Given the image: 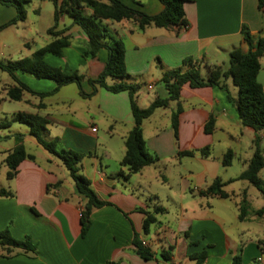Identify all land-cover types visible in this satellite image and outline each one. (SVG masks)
I'll list each match as a JSON object with an SVG mask.
<instances>
[{
	"label": "crops",
	"instance_id": "obj_1",
	"mask_svg": "<svg viewBox=\"0 0 264 264\" xmlns=\"http://www.w3.org/2000/svg\"><path fill=\"white\" fill-rule=\"evenodd\" d=\"M49 1L41 0L39 4L32 0L26 5L37 19H30L27 12L24 21L0 29V48L10 50L5 41L11 34L19 41L18 53L22 58L52 43L55 37L48 31L55 25L54 10L48 13L50 19L45 25L35 26L43 15L41 5ZM124 2L149 15L164 10L159 0ZM184 10L188 27L181 29L149 26L140 31L133 21L103 23L125 45L129 75L125 81L140 87L136 98L140 108L148 107L156 98L168 97L161 79L165 72L182 67L184 59L198 63L206 76L207 67L221 66L220 61L234 49L248 52L241 32L243 25L249 27L254 41L264 37V15L258 9V0H189ZM85 12L90 13L87 9ZM16 16L14 7L0 4V27ZM62 30H66L63 35L69 37L70 45L62 58L47 55L46 62L52 56L61 62L50 65L77 70L86 78L84 91L91 94L93 88L87 80L96 79L103 72L108 51L101 49L96 58L85 57L88 38L67 15L60 16L56 31ZM114 82L108 80L109 84ZM231 82L228 81L227 89H192L188 85L182 88L177 138L172 114L178 103L171 102L167 108L156 110L143 124V137L147 151L159 161L129 180L118 176L126 152L125 138L134 127L128 92L114 94L99 88L93 96L82 98L75 85V98L68 96L73 92L68 89L73 86L70 84L54 95L53 112H48L52 104L45 103L46 98L41 100L26 93L19 102L37 110L38 115L44 113L40 116L49 121L47 137L59 139V150L84 156L80 173L90 180L99 198L109 204L92 211L90 229L82 237L80 213L85 199L78 193L68 169L60 158L47 155L30 136L28 126L23 128L15 123L4 127L5 121L0 119V169L7 167L5 159L16 146V135L24 136L26 151L35 157V161L20 164L13 180L0 184V189L13 194L0 196V231L8 229L17 240L30 237L37 247L36 254L9 257L0 248V264H198L195 257L203 252L207 257L202 264H233L237 257L240 264H264V214H257L264 208V197L249 182L235 181L254 155L255 140H259L264 156V131L256 132L241 124L236 106L228 99V92L235 99L239 95ZM6 86L0 104L8 99L7 89L13 84ZM41 103L43 109L38 108ZM211 116L215 118V129L206 134L205 125ZM207 147L211 149L208 157L198 153L180 155ZM229 150L234 159L231 166L225 167L222 159ZM218 178L228 183L224 191L229 198L199 195ZM260 178L264 181V168ZM244 200L249 210L240 220ZM157 207L166 212L155 214L157 223L146 233L144 212L154 213ZM148 234L149 240L145 237ZM136 237L153 251L152 261L137 254ZM166 251L169 261L162 258Z\"/></svg>",
	"mask_w": 264,
	"mask_h": 264
},
{
	"label": "trees",
	"instance_id": "obj_2",
	"mask_svg": "<svg viewBox=\"0 0 264 264\" xmlns=\"http://www.w3.org/2000/svg\"><path fill=\"white\" fill-rule=\"evenodd\" d=\"M32 0H0V4L14 7L17 10V16L4 25L2 28L12 26L18 22L24 21L27 17L26 5ZM54 5L55 25L48 31L55 40L47 46L37 50L32 56L15 61H0V69L7 72L13 81V86L8 87L7 97L9 100L19 102L26 93L39 97L41 100L52 97L60 91L61 88L70 84H76L79 88L80 96L88 98L93 96L99 88L118 94L128 92L130 96L131 110L134 117V127L125 138V155L120 162V171L118 176L124 180H129L132 175L140 173L146 167L156 164L158 157L151 155L147 149L143 137V124L150 119L158 109L167 108L171 102H177L178 107L172 114V127L176 138L178 137L179 116L181 114V91L185 85L192 89L205 87H219L227 89V83L232 81L238 88L239 95L235 99L228 92V99L235 106L241 124L244 127L253 129L256 132L264 131V87L259 82L258 77L261 67V59L264 57V37L254 41L248 26H242V35L244 41L249 47L248 52H243L236 48L230 53L229 67L224 69L222 66L207 67V75H203L198 63L192 59H184L182 67L167 71L164 73L161 83L168 92L165 99L156 98L148 107L140 108L137 105V94L140 87L134 84H128L125 80L129 77L126 69V48L122 40L114 38L103 25L105 21L120 23L124 20L133 21L137 24L140 31L149 26L157 28L172 29L187 28L188 21L184 10L185 3L189 0H159L164 5V10L157 15H149L145 12L136 10L128 6L124 0H51ZM89 10L87 14L85 10ZM258 9L264 15V0H258ZM67 15L72 19L73 24L79 26L86 34L88 40L85 44V57L96 58L101 49L108 51V60L103 72L96 79L87 80L93 88L91 94H87L83 89L86 81L84 75L79 74L75 69L66 66L64 68L55 67L46 62V56L52 55L62 58L64 49L70 45V39L63 34L66 30L56 31L60 16ZM20 74L30 75L38 80H50L56 84V87L45 93L33 91L28 85L21 81ZM115 82L109 84L108 80ZM39 109L44 108L40 104ZM28 126L30 136L37 144L51 155H55L64 164L70 172L75 182L76 189L85 199L81 211V235L85 237L90 229V217L95 208H102L109 203L101 200L91 187L88 178L80 173V164L84 158L82 154L73 151L59 150V139H48L49 121L38 114L16 113L11 120L2 123L4 127H10L13 124ZM215 129V118L210 117L205 125V133L211 134ZM16 146L8 154L5 164L8 167L7 179L13 180L18 174V167L25 160L35 161V157L26 151L23 144L24 136L16 135ZM255 152L249 161L247 169L235 181H247L257 188L264 197V181L260 178V172L264 168V156L260 147L259 140L254 141ZM200 154L208 157L211 153L210 147L180 153L181 156H194ZM234 153L229 150L222 159L225 167L232 165ZM126 171H125V170ZM233 182V181H230ZM228 183L216 179L206 190L199 193L203 197H219L221 199L229 198L224 191ZM1 197H11L13 194L5 189H0ZM249 210L247 201L240 205V220H244ZM166 212L163 207H157L154 213L144 212L146 219L144 221V230L147 233L152 224L157 223L155 214ZM258 215L264 214V208L257 211ZM137 254L145 261H152L155 258L153 251L145 246L136 237L134 240ZM0 248L5 251V256L9 257L16 254H36L37 247L30 237L24 240L15 239L8 229L0 231ZM169 251L162 254L165 261L170 260ZM205 252L198 254L195 258L198 264H202L206 259ZM241 259L237 257L233 264H240ZM108 264H117L109 262Z\"/></svg>",
	"mask_w": 264,
	"mask_h": 264
},
{
	"label": "rangeland",
	"instance_id": "obj_3",
	"mask_svg": "<svg viewBox=\"0 0 264 264\" xmlns=\"http://www.w3.org/2000/svg\"><path fill=\"white\" fill-rule=\"evenodd\" d=\"M37 1H38L37 3L41 4V0H37ZM26 9H27V12L29 13L30 19H33V20L37 19V16L31 11V8L29 6H27ZM53 10H54V5L51 1H49L46 5H41V11H42L43 15L40 18L39 23H36L35 26L45 25L49 21L48 19H50V17L48 16V13L50 15L53 12ZM38 41L40 42L39 44L41 45V39L40 38H38ZM5 44L10 47V50L0 48V61L6 62L7 60H18V59L22 58L21 56H23V55H20V53H18L19 41L17 40V37L14 36V34H11L9 36L8 40L5 41ZM49 59H50L48 61L49 64L50 63H58L59 64L61 62L60 60H58L52 56H50ZM229 61H230V55H226L224 57V59L222 61H220L221 62L220 64L224 69H227L229 67ZM261 64H262V69L260 71V75L258 77V80L262 85H264V58H262ZM20 76H21L23 82L25 84H27L28 86H30L33 90H41V92H50L54 89L55 83L53 81L38 80V79H36L30 75H26V74H21ZM11 84H13V81H12V78L10 77V75L7 72H4L0 69V96H2L3 91L7 88L6 85H11ZM142 84H144V83H142ZM72 85L73 86H70L68 89H73V92H69L68 96L76 98L77 97V95H76L77 87L75 86L76 84H72ZM231 85H233L232 82H231ZM28 95H31V94H28ZM38 101H39V99H38ZM45 103L52 104V107L49 109L48 112H53V110H54V96L46 98ZM19 112L20 113H23V112L24 113H31V114H37L38 113L37 110L33 109L32 107H30L29 105H27L24 102H16V101L9 100L7 98H6V100L1 101L0 119H2L3 121H6V118L10 119L11 115L13 113H19ZM42 113H40V115H42ZM15 126H21L23 128L27 127L24 125H16V124H15ZM6 131H7V129H6ZM47 155H49L50 157H52L54 159V155H50L48 153H47ZM235 167H238V164H236ZM5 169L9 170L8 167L1 166L0 184H7V178L5 176V171H6ZM145 237L147 238V240H149L151 235L148 234ZM0 251H1V249H0Z\"/></svg>",
	"mask_w": 264,
	"mask_h": 264
},
{
	"label": "built area",
	"instance_id": "obj_4",
	"mask_svg": "<svg viewBox=\"0 0 264 264\" xmlns=\"http://www.w3.org/2000/svg\"><path fill=\"white\" fill-rule=\"evenodd\" d=\"M93 131H96V129H93ZM80 216H81V213H80Z\"/></svg>",
	"mask_w": 264,
	"mask_h": 264
}]
</instances>
